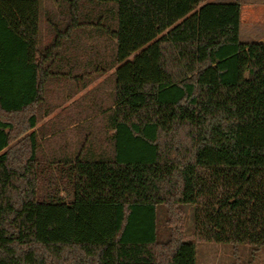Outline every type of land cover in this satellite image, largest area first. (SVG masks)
<instances>
[{"label": "trees", "instance_id": "16d2710c", "mask_svg": "<svg viewBox=\"0 0 264 264\" xmlns=\"http://www.w3.org/2000/svg\"><path fill=\"white\" fill-rule=\"evenodd\" d=\"M54 3L0 0V264L264 248V43L241 41L242 0ZM79 94L74 147L45 155L39 123Z\"/></svg>", "mask_w": 264, "mask_h": 264}, {"label": "rangeland", "instance_id": "374dc122", "mask_svg": "<svg viewBox=\"0 0 264 264\" xmlns=\"http://www.w3.org/2000/svg\"><path fill=\"white\" fill-rule=\"evenodd\" d=\"M56 0H42L43 13L46 14V11L55 8ZM232 0H207V2H230ZM61 3L57 2V6ZM264 14V0H242V18H241V36L240 39L242 42H255L259 37V30L257 26V21L263 19L261 16ZM44 22V21H43ZM43 39L45 42L49 40L48 34L46 31L43 32ZM89 39L96 37L94 33L87 34ZM87 37V36H86ZM87 37V38H88ZM85 36L83 37V39ZM102 79L98 82H101ZM96 82L93 87L98 86ZM81 94V93H80ZM77 95L72 101L68 103H63L62 108L55 111L50 117L44 119L39 123L40 127H44L46 133V152L45 155L57 154V151H53L59 146L66 142H70L71 147L73 148L76 140L78 139L80 133L78 132V125H82V120L84 117H77L75 115L76 107L71 108L70 105L74 100H78L82 95ZM55 102V100H54ZM84 106V105H82ZM68 109V111H66ZM50 118L49 123H46ZM57 118V119H56ZM80 118V119H79ZM97 124V123H94ZM57 132L54 137V132ZM51 140V143H50ZM63 194H66L65 192ZM164 216L162 219L161 226V238L166 239L167 235L166 230L168 226H164ZM185 226L187 231L190 233L192 230V218L190 212L186 215ZM197 247V264H264V248L255 250L252 247L248 246H235V245H224L216 243H200L196 242Z\"/></svg>", "mask_w": 264, "mask_h": 264}, {"label": "crops", "instance_id": "0c3cea01", "mask_svg": "<svg viewBox=\"0 0 264 264\" xmlns=\"http://www.w3.org/2000/svg\"><path fill=\"white\" fill-rule=\"evenodd\" d=\"M263 17V19H261L260 21H257V27L260 28L259 30V37L255 42H263L264 43V14L261 15ZM242 21V20H241ZM242 33H240L241 36ZM246 43H250V42H246Z\"/></svg>", "mask_w": 264, "mask_h": 264}]
</instances>
